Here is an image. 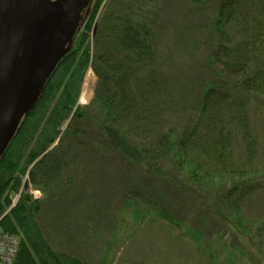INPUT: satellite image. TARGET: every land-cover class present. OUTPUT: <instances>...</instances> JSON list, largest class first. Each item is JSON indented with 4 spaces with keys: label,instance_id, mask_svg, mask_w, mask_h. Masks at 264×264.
I'll return each instance as SVG.
<instances>
[{
    "label": "trees",
    "instance_id": "obj_1",
    "mask_svg": "<svg viewBox=\"0 0 264 264\" xmlns=\"http://www.w3.org/2000/svg\"><path fill=\"white\" fill-rule=\"evenodd\" d=\"M176 24L200 54L188 68H176L177 57L173 72ZM90 68L97 84L81 107ZM114 160L128 169L136 218L176 232L209 263L217 260L206 240L213 229L233 230L228 263L264 253L261 224L251 219L264 193V0L90 1L0 157V228L18 238L11 264H90L52 248L21 178L59 189L63 172L80 166L95 175Z\"/></svg>",
    "mask_w": 264,
    "mask_h": 264
},
{
    "label": "rangeland",
    "instance_id": "obj_2",
    "mask_svg": "<svg viewBox=\"0 0 264 264\" xmlns=\"http://www.w3.org/2000/svg\"><path fill=\"white\" fill-rule=\"evenodd\" d=\"M182 28L176 24L172 31L173 72L177 57L176 68H188L200 54L196 53L200 51L191 53L187 39L178 35ZM96 84L97 77L90 68L82 81L78 106L89 104ZM108 163L95 175L91 171H83L79 165L78 169L63 172L58 181L59 189L46 185L37 189L28 183L25 185L27 174L21 178L19 190L28 185V194L40 203V225L53 249L78 256L90 264H231L227 254L237 244V241L234 243L232 229L225 228L223 233L216 229L208 231L206 240L212 242L209 246L217 257L214 259L216 263H209L180 240L176 232L169 233L160 227V223L147 222L148 218L143 220V215L136 218L134 210H139L140 205L136 198L127 196L130 188L126 183L128 169L120 160ZM18 198L19 194L12 196L11 203H17ZM261 202H264V193L252 202L251 219L260 222L258 232L264 234ZM254 247L259 248L260 245L254 244ZM235 264H264V253H250L247 259Z\"/></svg>",
    "mask_w": 264,
    "mask_h": 264
},
{
    "label": "water",
    "instance_id": "obj_3",
    "mask_svg": "<svg viewBox=\"0 0 264 264\" xmlns=\"http://www.w3.org/2000/svg\"><path fill=\"white\" fill-rule=\"evenodd\" d=\"M51 1L0 0V157L39 99L91 0H84L71 30H55L50 16L58 9ZM54 33L60 49L52 48Z\"/></svg>",
    "mask_w": 264,
    "mask_h": 264
},
{
    "label": "bare ground",
    "instance_id": "obj_4",
    "mask_svg": "<svg viewBox=\"0 0 264 264\" xmlns=\"http://www.w3.org/2000/svg\"><path fill=\"white\" fill-rule=\"evenodd\" d=\"M51 2L54 3L58 9L56 14L50 16V19L55 24V30H71L75 25L77 14L84 0H52ZM61 46V40L54 33L52 37V48L60 49Z\"/></svg>",
    "mask_w": 264,
    "mask_h": 264
},
{
    "label": "built area",
    "instance_id": "obj_5",
    "mask_svg": "<svg viewBox=\"0 0 264 264\" xmlns=\"http://www.w3.org/2000/svg\"><path fill=\"white\" fill-rule=\"evenodd\" d=\"M18 250V238L0 228V264H11Z\"/></svg>",
    "mask_w": 264,
    "mask_h": 264
}]
</instances>
